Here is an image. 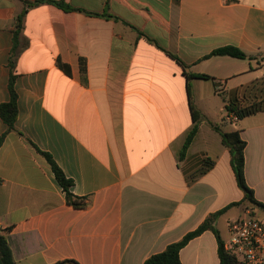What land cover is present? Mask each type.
<instances>
[{"label":"crops","instance_id":"crops-1","mask_svg":"<svg viewBox=\"0 0 264 264\" xmlns=\"http://www.w3.org/2000/svg\"><path fill=\"white\" fill-rule=\"evenodd\" d=\"M24 1L36 0H0V104L13 60L19 109L8 133L0 118V230L15 263L143 264L241 202L216 221L226 242L228 222L251 209L216 126L240 130L246 181L264 203V109L227 112L264 107V0ZM226 46L246 59L211 55ZM188 87L202 117L183 155L196 125ZM45 154L86 208L67 203ZM180 258L221 264L218 238L205 231Z\"/></svg>","mask_w":264,"mask_h":264},{"label":"trees","instance_id":"trees-1","mask_svg":"<svg viewBox=\"0 0 264 264\" xmlns=\"http://www.w3.org/2000/svg\"><path fill=\"white\" fill-rule=\"evenodd\" d=\"M46 1L53 2L56 5L64 7L66 9H71L70 6L65 5L64 3L54 2L51 0L24 1V3L26 7H31V6L40 4V3H44ZM25 14H26V10H24L18 16L17 26L14 32V49L12 50V57L18 45V38H19L21 29H22L23 18ZM211 55L212 56H229V57L236 58V59H246L247 57L246 54L242 50L234 46H226V47L219 48L215 50ZM171 56L174 59H176L182 65L183 68H187V66L179 58H177L174 55H171ZM60 67L67 74L71 73L70 67L68 65L60 63ZM10 68L12 70L10 81H9L10 100L8 102L0 104V118L8 126L7 133L15 129V124L18 119V113H19L18 96L15 91L16 76L13 72V68H14L13 60L10 61ZM187 75L189 77H197V78H202V79L211 78L210 76H207V75H196V74H189V73ZM188 93L190 97L191 110H192V114H193L196 125L194 129L190 132L187 138V141L183 148V153H182L183 155H185L186 150L188 149L190 143L192 142L194 136L196 135L197 123L200 121L202 117L200 112H198L195 106L193 105L190 87H188ZM262 109H264V107H261L260 105L243 107L238 102H235V101L230 102L227 105L228 114H235L239 120L249 117L255 114L257 111L262 110ZM215 128L216 130L220 131L222 135L223 144L230 150V153L232 156V167L235 172L238 186L240 187V189H242V191L245 194V201H248L251 206L257 207L262 212H264V203L256 200L254 196V190L249 187L246 181L245 149H246L247 142L241 137L240 130H235L231 132H223L218 126H216ZM7 133L0 137V147L5 140ZM45 155L50 161L54 174L56 176V179L66 195L67 203L76 209L86 208L88 206L86 198L76 196L73 193V186H74L73 181L66 177L64 172L59 168V166L55 163V161L52 159V157L49 154H45ZM240 204L241 202L232 203L228 205L226 208L211 214L197 229L186 234L183 237V239H181L180 241L168 245L167 248L163 252L151 255L143 264H183L180 258L181 250L191 240L200 236L205 231H212L218 238L219 256H220L221 264H235V260L233 256L224 249L225 242L223 241L220 235V232L218 228L216 227V221L221 215L227 212L230 208L234 206H238ZM0 264H16L14 257H13L12 249L8 242V239L5 234H2V230H0ZM57 264H79V263L73 260H64L62 262H58Z\"/></svg>","mask_w":264,"mask_h":264},{"label":"built area","instance_id":"built-area-1","mask_svg":"<svg viewBox=\"0 0 264 264\" xmlns=\"http://www.w3.org/2000/svg\"><path fill=\"white\" fill-rule=\"evenodd\" d=\"M261 67L264 71V57ZM231 115L234 120L238 119L235 114ZM228 231L230 236L224 249L233 256L235 264H264V217L248 211L231 219Z\"/></svg>","mask_w":264,"mask_h":264},{"label":"rangeland","instance_id":"rangeland-1","mask_svg":"<svg viewBox=\"0 0 264 264\" xmlns=\"http://www.w3.org/2000/svg\"><path fill=\"white\" fill-rule=\"evenodd\" d=\"M229 123V122H228ZM237 127H240V126H242V124H241V122H238L237 124ZM248 209H251V211L252 212H254L255 213V215L256 216H258V217H264V214H263V212L261 211V210H259L257 207H253V206H248L247 207ZM239 213H240V210L238 209V207H235L234 209H233V211H232V214H234L235 216H238L239 215ZM243 215V214H242ZM234 216V217H235ZM239 217V216H238ZM225 222H226V220L225 219H222L221 220V226L222 227H225ZM226 237H227V239L229 238V234L227 235L226 234Z\"/></svg>","mask_w":264,"mask_h":264}]
</instances>
